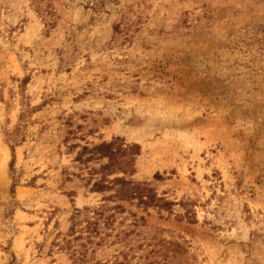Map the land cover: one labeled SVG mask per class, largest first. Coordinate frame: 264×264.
Listing matches in <instances>:
<instances>
[{
	"label": "rangeland",
	"instance_id": "obj_1",
	"mask_svg": "<svg viewBox=\"0 0 264 264\" xmlns=\"http://www.w3.org/2000/svg\"><path fill=\"white\" fill-rule=\"evenodd\" d=\"M116 138L111 179L175 204H123L138 254L264 264V0H0V264H75L55 243L111 195L77 158Z\"/></svg>",
	"mask_w": 264,
	"mask_h": 264
},
{
	"label": "trees",
	"instance_id": "obj_2",
	"mask_svg": "<svg viewBox=\"0 0 264 264\" xmlns=\"http://www.w3.org/2000/svg\"><path fill=\"white\" fill-rule=\"evenodd\" d=\"M24 117L21 116V125ZM19 129L20 126L14 133H18ZM15 135L8 137L7 141L17 143L18 141L12 140ZM139 147L136 144L127 145L123 139L116 138L110 143H102L92 149L83 147L79 153L77 161H83L85 154L89 155L85 161L95 158L101 161L107 159L106 164L101 165L99 170L92 174L98 177L94 179L91 192L100 194L108 192L111 195L105 196L97 206L76 209L70 219L69 233L55 243V247L69 252L75 264H180L175 261L176 259L170 261V258L162 260L159 257H151L154 254L152 251L144 256L138 254L137 250L141 246L136 245L131 238L132 232L118 228L123 226V223H119V216L127 214L124 203L136 204L137 208L145 212L150 209L161 212L175 206L174 203L160 198L146 183L139 184L125 177L111 179L115 174L128 173L136 156L140 155ZM11 149L14 158L11 165H14L15 148L11 146ZM15 189L14 186L13 190ZM112 203L114 205H111ZM185 218L190 224L196 223L190 216ZM138 221L146 220L141 217ZM109 250L112 251L110 257L101 259L100 257L106 256Z\"/></svg>",
	"mask_w": 264,
	"mask_h": 264
}]
</instances>
